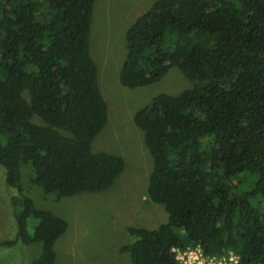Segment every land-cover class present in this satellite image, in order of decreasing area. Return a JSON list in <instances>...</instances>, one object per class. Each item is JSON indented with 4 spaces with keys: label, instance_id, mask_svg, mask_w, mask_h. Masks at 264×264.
<instances>
[{
    "label": "trees",
    "instance_id": "1",
    "mask_svg": "<svg viewBox=\"0 0 264 264\" xmlns=\"http://www.w3.org/2000/svg\"><path fill=\"white\" fill-rule=\"evenodd\" d=\"M96 0H0V164L5 183H31L57 202L107 190L122 157L92 151L107 104L89 53ZM178 68L190 87L134 115L153 159L147 194L167 220L127 226L133 264H177L175 250L239 254L264 264V0H156L127 28L122 86L158 83ZM11 247L41 245L54 264L67 222L24 195L11 198Z\"/></svg>",
    "mask_w": 264,
    "mask_h": 264
},
{
    "label": "rangeland",
    "instance_id": "2",
    "mask_svg": "<svg viewBox=\"0 0 264 264\" xmlns=\"http://www.w3.org/2000/svg\"><path fill=\"white\" fill-rule=\"evenodd\" d=\"M156 0H96L89 34V53L97 67L98 87L107 104V123L92 142V151L123 158L121 176L105 191L80 193L54 200L31 183L29 167H23L19 188L5 183L0 164V264H31L41 245L1 246L16 237L12 197L31 198L37 208L47 210L67 222V230L56 241L54 264H133L120 248L135 239L127 226L155 229L167 220L164 207L147 194L153 159L143 133L134 124L135 113L159 94L178 95L190 82L174 67L158 83L129 89L119 82L125 57L127 28Z\"/></svg>",
    "mask_w": 264,
    "mask_h": 264
},
{
    "label": "built area",
    "instance_id": "3",
    "mask_svg": "<svg viewBox=\"0 0 264 264\" xmlns=\"http://www.w3.org/2000/svg\"><path fill=\"white\" fill-rule=\"evenodd\" d=\"M177 264H240L239 254L222 251L219 255L205 254L199 246L188 247L184 251L175 250Z\"/></svg>",
    "mask_w": 264,
    "mask_h": 264
}]
</instances>
